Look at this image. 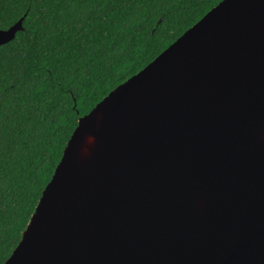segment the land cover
I'll list each match as a JSON object with an SVG mask.
<instances>
[{
	"label": "water",
	"instance_id": "obj_1",
	"mask_svg": "<svg viewBox=\"0 0 264 264\" xmlns=\"http://www.w3.org/2000/svg\"><path fill=\"white\" fill-rule=\"evenodd\" d=\"M3 264H264V0H222L78 119Z\"/></svg>",
	"mask_w": 264,
	"mask_h": 264
},
{
	"label": "trees",
	"instance_id": "obj_2",
	"mask_svg": "<svg viewBox=\"0 0 264 264\" xmlns=\"http://www.w3.org/2000/svg\"><path fill=\"white\" fill-rule=\"evenodd\" d=\"M222 0H0V264L80 117Z\"/></svg>",
	"mask_w": 264,
	"mask_h": 264
},
{
	"label": "snow or ice",
	"instance_id": "obj_3",
	"mask_svg": "<svg viewBox=\"0 0 264 264\" xmlns=\"http://www.w3.org/2000/svg\"><path fill=\"white\" fill-rule=\"evenodd\" d=\"M7 39H9V37L4 36L3 33H0V44H2Z\"/></svg>",
	"mask_w": 264,
	"mask_h": 264
}]
</instances>
